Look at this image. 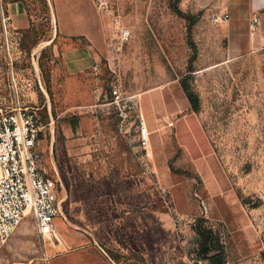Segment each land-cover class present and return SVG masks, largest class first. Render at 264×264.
Returning <instances> with one entry per match:
<instances>
[{
    "label": "rangeland",
    "instance_id": "374dc122",
    "mask_svg": "<svg viewBox=\"0 0 264 264\" xmlns=\"http://www.w3.org/2000/svg\"><path fill=\"white\" fill-rule=\"evenodd\" d=\"M12 2L30 17L18 33L8 24ZM93 2L108 60L81 87L85 99L68 101L60 88L52 0H0V108L17 100L39 107L43 122L54 118L40 143V166L57 180L59 208L53 233L43 238L25 217L0 250V264H207L194 254L198 223L220 237L223 264H264V49L241 55L228 50L224 0ZM172 81L196 101L191 109L227 191L210 194L170 134L149 135L143 148L133 110L112 102L114 88L125 99ZM46 100L51 104L42 107ZM74 103L94 105L95 132L102 136L83 139L78 120L88 110L64 108ZM106 155L116 156L124 178L132 171L138 185L131 197L137 199L124 200L122 218L110 222L88 215L104 208L77 200L85 169L104 164ZM74 166L81 173L73 174Z\"/></svg>",
    "mask_w": 264,
    "mask_h": 264
},
{
    "label": "crops",
    "instance_id": "0c3cea01",
    "mask_svg": "<svg viewBox=\"0 0 264 264\" xmlns=\"http://www.w3.org/2000/svg\"><path fill=\"white\" fill-rule=\"evenodd\" d=\"M93 4V0H52L54 15L58 21L57 43L61 49V66L58 70L64 75L60 88L62 94L69 98L68 101L71 98L74 101L85 99L88 92L83 93L81 87L90 75H100L102 67L99 62L103 58L108 60L104 24ZM6 12L13 32L18 33L29 27L30 17L18 2L10 3ZM223 12L229 15L224 23L229 51L241 55L264 49V0H224ZM253 16L257 18V22L252 29L250 24ZM179 88V84L172 81L141 91L136 99L142 121L151 138L163 139L165 135H171L184 160L210 194L217 195L227 191L228 183L220 174L187 96ZM46 103L48 106L51 104L46 100L41 106L44 107ZM76 107L88 110L78 120V126L83 129V139L92 142L102 136L95 132L97 119L92 115L94 105L80 106L74 103L64 106L67 110ZM36 108L39 113L40 108ZM50 121L53 124L55 120L50 118ZM88 155H93L91 150ZM106 159L102 165H90L85 169L84 192L77 200L84 206L104 208L103 213L88 215L94 220L110 222L122 218L124 200L132 204L137 199L131 197L133 192L137 193L138 185L132 171L124 178L123 166L121 163L117 164L116 156L113 158L106 155ZM110 160H114V164ZM67 162L70 164V161ZM79 170V166H74L72 173H81ZM124 195H130V199Z\"/></svg>",
    "mask_w": 264,
    "mask_h": 264
},
{
    "label": "built area",
    "instance_id": "2783aa9c",
    "mask_svg": "<svg viewBox=\"0 0 264 264\" xmlns=\"http://www.w3.org/2000/svg\"><path fill=\"white\" fill-rule=\"evenodd\" d=\"M223 12L221 19L228 20ZM257 18H251L253 29ZM115 105L133 110L137 141L144 148L149 135L135 95L125 99L118 89L112 90ZM121 103V104H120ZM51 121L43 122L38 109L21 105L0 108V250L25 217L31 219L37 237L53 233L59 214L57 180L41 169L40 143L51 134Z\"/></svg>",
    "mask_w": 264,
    "mask_h": 264
},
{
    "label": "trees",
    "instance_id": "16d2710c",
    "mask_svg": "<svg viewBox=\"0 0 264 264\" xmlns=\"http://www.w3.org/2000/svg\"><path fill=\"white\" fill-rule=\"evenodd\" d=\"M186 96L195 110L197 107L193 96L187 92ZM197 247L194 254L197 259H202L207 264H223L225 261V251L218 234L208 226L198 223L195 227Z\"/></svg>",
    "mask_w": 264,
    "mask_h": 264
}]
</instances>
